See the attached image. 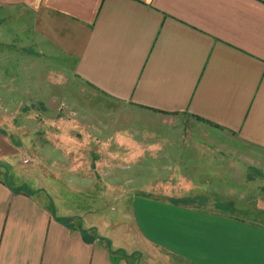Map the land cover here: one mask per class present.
<instances>
[{
	"label": "crops",
	"instance_id": "1",
	"mask_svg": "<svg viewBox=\"0 0 264 264\" xmlns=\"http://www.w3.org/2000/svg\"><path fill=\"white\" fill-rule=\"evenodd\" d=\"M0 19L33 37L36 58L72 61L104 96L164 120L184 114L209 139L233 134L264 154V0H0ZM6 33L17 36L0 30L3 43ZM7 179L0 168V264H264V197H246L252 179L238 211L254 220L195 206L192 196L221 198L201 190L202 175L158 177L161 191L131 202L127 232L141 242L131 250L127 232L114 247L102 224L67 222L81 215L61 216Z\"/></svg>",
	"mask_w": 264,
	"mask_h": 264
},
{
	"label": "rangeland",
	"instance_id": "2",
	"mask_svg": "<svg viewBox=\"0 0 264 264\" xmlns=\"http://www.w3.org/2000/svg\"><path fill=\"white\" fill-rule=\"evenodd\" d=\"M5 25L0 19V30L17 34L6 33L7 43L0 36V168L9 182L26 183L53 209L57 206L61 216H66L63 210L81 215L64 220L82 229L102 224L100 232L114 247L115 238L127 232L126 223L130 226L133 197L163 189L154 187L158 177L202 175L209 186L201 190L214 191L221 203H199L192 196L195 206L254 220L238 210L246 206L239 199L247 180L252 179L253 188L246 197H264L260 150L233 134L219 141L210 134L214 140L209 139L202 133L211 130L197 129L184 114L164 120L166 116L106 97L72 74V61L36 58L33 37ZM132 157L138 161L135 167ZM130 233L120 239L128 237L129 250L141 244Z\"/></svg>",
	"mask_w": 264,
	"mask_h": 264
}]
</instances>
